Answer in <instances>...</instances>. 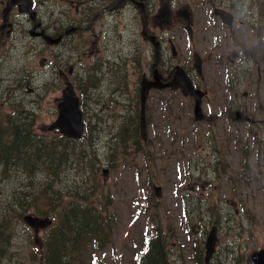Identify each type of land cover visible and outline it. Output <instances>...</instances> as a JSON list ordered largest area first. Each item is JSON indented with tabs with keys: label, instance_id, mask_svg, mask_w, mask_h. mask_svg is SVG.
<instances>
[{
	"label": "flooded vegetation",
	"instance_id": "obj_1",
	"mask_svg": "<svg viewBox=\"0 0 264 264\" xmlns=\"http://www.w3.org/2000/svg\"><path fill=\"white\" fill-rule=\"evenodd\" d=\"M203 1L215 6L214 0ZM219 3L227 4L226 0ZM214 13L219 15L207 13V18H191V15L181 18V10L175 7L172 11L169 0H0V26L4 21L8 24L0 30V48L6 43L14 45L29 40L40 43L45 35L62 30L68 32L66 48L75 44L82 52L70 58L64 49L51 58L45 67L50 77L55 71L65 77L66 69L73 74L77 62L83 74L98 70L102 67L98 55L115 45L118 61L110 76L124 83L151 78L147 66L148 54L155 49L151 36L162 50L176 39L186 48V55H191L184 60L185 68L196 87L208 92L206 78L215 66L223 75L231 66L239 69V82L244 85L247 76L242 61L246 57L244 44L249 39L256 45L258 38L244 18H226L217 10ZM231 55L236 58L233 63L228 62ZM133 57L140 63L137 68L131 65ZM1 58L0 81L6 69L2 53ZM119 71L124 75H118ZM170 73L165 69L162 78L166 80ZM120 112L129 114L131 108L124 103Z\"/></svg>",
	"mask_w": 264,
	"mask_h": 264
},
{
	"label": "rangeland",
	"instance_id": "obj_2",
	"mask_svg": "<svg viewBox=\"0 0 264 264\" xmlns=\"http://www.w3.org/2000/svg\"><path fill=\"white\" fill-rule=\"evenodd\" d=\"M28 58L27 56L26 59ZM115 85L117 86V82H115ZM261 98L262 100L259 98L258 91L249 93L243 98L240 111L246 110L252 114L247 120L237 121L238 118L225 116L224 119L223 117H218L217 121L214 120L210 124L202 120L185 125L183 124L185 118H179V114H177L175 119L171 122L160 118L157 95H152L149 99V104L150 107L153 108V111L149 114L150 123L147 126L148 144L137 147L130 152L123 153L124 155H121L122 161L115 170H110L108 166L100 169L103 178L111 179L119 190V193L116 194L117 202L114 209L118 221L114 228L113 243L102 250H97L87 242L86 246L76 254L71 264H134L135 253L139 251L141 247V236L145 231V223L138 216L135 210L136 207L132 206L127 192L124 190V182L127 180L128 185L135 192H149V172L143 168V162L151 156H158L164 153L167 155L165 165L166 173L164 177L161 178L159 171H157L160 168L161 160L156 159L154 169H156L157 176H154L152 172L151 178L156 185L161 186L164 197L173 187H176L175 179L181 176H188L187 171L191 168L189 161L191 156L200 154L203 159L198 161L204 162L202 168L205 171H211L210 177L217 178L229 172L233 166V162L230 158L237 154L239 156V164L242 168V170L238 169V175L246 179H257L258 183L253 184V190L259 199L264 200V161L258 162L259 159L256 161V157L251 158L250 154L256 152V150L253 151L245 142H242L244 133L246 132V142L251 141L249 129L253 130L255 128L258 136L264 139V123H261V121L264 120L263 94ZM44 100L45 102L39 106L42 111H45L48 106L52 104L51 97H46L41 101ZM107 102L108 101H105L104 105L106 107L101 108L103 114H105V110L109 109V106H107L109 104ZM203 102L207 103L206 108L203 107L204 112H221L226 107V103L221 101L212 90H210V95L203 99ZM181 104H183L182 101ZM196 105L197 101L195 102V106ZM176 106H179L177 101L171 103V108L178 112ZM217 122L219 131H223L226 125L228 128L227 131H223L222 133L217 132ZM37 123L40 128L41 119L38 118ZM49 123L50 121H47L46 126ZM164 128L176 132L172 135L161 130ZM230 134L240 142L235 150H233L234 147H232V144H230L231 147L229 146V141L232 137L228 136ZM210 135L215 139V143ZM142 148L145 149L142 150ZM217 148L219 153H217ZM262 153L264 155V150ZM210 160L211 165L209 162ZM248 161L251 167L250 177L243 172L246 169ZM256 162L258 163L255 164ZM77 172L78 170L68 171L67 175L71 182L75 181V178L80 181L81 177ZM140 199L146 201V198ZM40 207L41 206H37L36 204L30 205L29 210L23 211L15 221L13 227L14 238L12 250L16 258L22 260L23 256H25L28 258L44 259L42 255L43 246L35 245L36 242L33 239V233L37 234L44 224L36 226L32 230L29 226H25L22 221L24 215L36 212ZM258 214L261 218H264V206H262ZM43 218L46 219L48 217L43 216ZM257 224L259 226V222H257ZM258 234H260V232H258ZM30 246L31 249L29 248ZM246 248L251 254H254L256 246L255 244H249ZM34 252H36V254H34ZM261 264L264 263L262 262Z\"/></svg>",
	"mask_w": 264,
	"mask_h": 264
},
{
	"label": "trees",
	"instance_id": "obj_3",
	"mask_svg": "<svg viewBox=\"0 0 264 264\" xmlns=\"http://www.w3.org/2000/svg\"><path fill=\"white\" fill-rule=\"evenodd\" d=\"M6 105L9 112L0 113V194L5 188L9 192L6 196H13L16 202L21 195L12 189L13 185L17 183L25 192L32 187L38 189L41 181L52 174L57 161L46 148L42 135L32 128L34 116L29 108L9 98ZM136 128L137 117H131L119 129L117 137L123 145L137 137ZM84 187L66 188L75 199L64 202L57 214L53 212L43 243L44 264H71L84 239L95 249H101L107 240L113 215L96 211L90 202L98 192L106 199L103 188L95 185L91 191L81 192ZM11 207L8 201L0 199V264L12 259ZM138 264H167L164 240L159 234L147 239L144 251L138 255Z\"/></svg>",
	"mask_w": 264,
	"mask_h": 264
},
{
	"label": "water",
	"instance_id": "obj_4",
	"mask_svg": "<svg viewBox=\"0 0 264 264\" xmlns=\"http://www.w3.org/2000/svg\"><path fill=\"white\" fill-rule=\"evenodd\" d=\"M174 83H175V84H178L177 81H174ZM68 89H70V87H69ZM70 90H71V89H70ZM75 102H76V98H75ZM28 223L32 224L33 222H32L31 220H29Z\"/></svg>",
	"mask_w": 264,
	"mask_h": 264
},
{
	"label": "bare ground",
	"instance_id": "obj_5",
	"mask_svg": "<svg viewBox=\"0 0 264 264\" xmlns=\"http://www.w3.org/2000/svg\"><path fill=\"white\" fill-rule=\"evenodd\" d=\"M18 104V103H17ZM6 263V262H5Z\"/></svg>",
	"mask_w": 264,
	"mask_h": 264
}]
</instances>
